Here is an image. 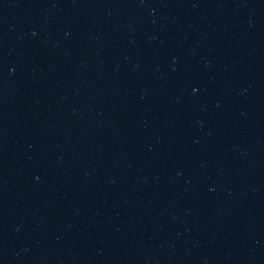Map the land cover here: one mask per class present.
<instances>
[{"label": "water", "instance_id": "water-1", "mask_svg": "<svg viewBox=\"0 0 264 264\" xmlns=\"http://www.w3.org/2000/svg\"><path fill=\"white\" fill-rule=\"evenodd\" d=\"M0 264H264V0H0Z\"/></svg>", "mask_w": 264, "mask_h": 264}]
</instances>
